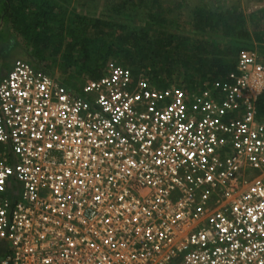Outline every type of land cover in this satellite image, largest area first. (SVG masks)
<instances>
[{"label":"built area","instance_id":"built-area-1","mask_svg":"<svg viewBox=\"0 0 264 264\" xmlns=\"http://www.w3.org/2000/svg\"><path fill=\"white\" fill-rule=\"evenodd\" d=\"M264 61L193 94L128 67L0 81V264H264Z\"/></svg>","mask_w":264,"mask_h":264},{"label":"rangeland","instance_id":"rangeland-1","mask_svg":"<svg viewBox=\"0 0 264 264\" xmlns=\"http://www.w3.org/2000/svg\"><path fill=\"white\" fill-rule=\"evenodd\" d=\"M1 1L2 0H0V9H2ZM25 1L26 0H11V17L0 21V81L10 70V65L6 63V60L8 59L11 63H14V61L18 59H26V61L32 65L38 66V68L45 70L67 85H74L77 88L92 80L94 76L93 73L90 74V72L95 67V64L92 63V65L89 64L85 66L83 62L77 61L82 59V53H71L75 55V57L71 60V58H67V54L70 56V52L67 50L63 49L58 55H56L52 47H49L45 50L44 60L39 63L41 66L37 63V57L31 59L32 45L27 44L26 39L20 33L19 25L17 24L19 20L17 19L18 14L16 13V8L19 9L22 2L25 3ZM51 1L55 2V9L53 10L56 14H58L57 18L64 16L67 26L72 30V32H75L77 36L84 38V36L93 37L96 35L94 26L92 27L88 23V20L91 17H82L85 21L79 22V17L72 13L71 1ZM113 1L121 3V0ZM232 3L238 4L239 13L244 17L242 24L243 34L241 39L225 40L224 37L218 38L217 42L220 43V45L214 41L213 45L207 46L210 47V50L213 52L216 49H219L220 53L217 51L218 56H228L230 59L235 61L237 60L238 54L241 50L256 51L260 59L264 61V0H231V4ZM27 19L32 22L34 20L31 14L27 15ZM120 21H122V17L118 15L115 22L116 24H120ZM162 23L163 25L166 24L164 22ZM82 28L86 30L81 31ZM161 29L162 30L159 31V34L162 37L170 34L167 31V28ZM199 33L201 32L183 31L181 32L182 37L174 42V46H176L181 40L183 45L180 46V50H175L171 54L167 55L165 54V48L163 49V54H160L158 47H152V54L146 55L145 60L141 61L140 57L142 58V55L136 54L137 52H135L134 55L131 53L132 57L128 58L126 56H130L128 55L130 51L127 47H125L123 51L115 47L113 48V56L107 58L105 61H96L101 67L100 75L107 71L108 68L114 66L128 67L136 74L137 80L150 87H174L182 92L193 94L200 89L212 85L217 80H222L216 79L215 77L211 80L200 79L198 78L200 74L194 70L197 68V62L195 60V56H193V53L196 51V46L201 43L203 39L213 41L214 38L211 35L201 38ZM258 36L260 37V40H257ZM205 44H207V42H205ZM78 49L79 48H77V50ZM94 56H96L95 53L91 55V57ZM202 56L207 57L208 55ZM149 58L152 61H148ZM78 72L80 74L83 73L81 76L84 79L76 78L72 80L71 76L77 74Z\"/></svg>","mask_w":264,"mask_h":264},{"label":"trees","instance_id":"trees-1","mask_svg":"<svg viewBox=\"0 0 264 264\" xmlns=\"http://www.w3.org/2000/svg\"><path fill=\"white\" fill-rule=\"evenodd\" d=\"M1 3L0 21H3L11 17L12 6L11 0H2ZM54 3L55 2L51 0H26L25 3L22 2L19 9L16 8V13L18 14L17 19L19 20L17 24L20 27V33L26 39L27 44L32 45V55L30 57L31 59L37 57L38 59L36 60L38 64L44 60L45 50L49 47H52L56 55L63 49L67 50L70 52V56L67 54V58L69 57L71 60L75 57V55L71 53H82V59L77 61L83 62L85 66L89 64L92 65V63L95 64L90 74L93 73V79H97L102 74L100 75L101 67L96 61H105L107 58L113 56V48L115 47L119 48L121 51L127 47L130 51L128 55H134L135 52H137L136 54L138 55L146 56L152 54V47H158L160 54H163L162 52L165 48V54L169 55L175 50H180V46L183 45V43L179 41V43L174 46V42L179 40L178 36L166 33L167 35L165 37H160L156 41L158 46H155L154 40L139 38L147 37V34L144 32L135 30L128 31L123 25L94 18H90L88 23L92 27L94 26L96 35L93 37L84 36V38H80V36H77L76 33L72 32L67 26L64 16L57 18L58 14L53 10L55 9ZM29 14L33 16V22L27 19V15ZM199 18V26L202 32L207 33L206 29H209L210 32L208 36L211 35L214 37L213 42H217L218 38H225V36L229 35L232 39H241L242 37L244 17L239 13L238 4L230 6L229 0H213L209 4L208 10L203 8L200 10ZM78 21L84 22L85 20L79 18ZM85 30L86 29L83 28L81 29V31ZM257 40H260L259 36ZM77 48L79 49L77 50ZM210 49L211 48L206 45L202 46V42L196 46V51L193 53L197 62L196 65L199 70L205 74V80H211L212 78L214 79V77L216 79H225L226 75L235 69L237 60L230 59L228 56L218 57V55ZM93 53H95L96 56L91 57ZM202 55H208L210 58H207L208 56L203 57ZM39 66L41 65L39 64ZM35 67L38 68V66ZM82 74L78 72L72 75L71 79L83 78L81 76ZM67 86L71 89L77 88L74 85ZM257 110L260 116H264V93L257 101Z\"/></svg>","mask_w":264,"mask_h":264},{"label":"crops","instance_id":"crops-1","mask_svg":"<svg viewBox=\"0 0 264 264\" xmlns=\"http://www.w3.org/2000/svg\"><path fill=\"white\" fill-rule=\"evenodd\" d=\"M70 1L72 3V13L75 16L79 18L89 16L105 22L116 23V17L119 15L122 17L120 25L125 26L128 31L135 30L146 33L147 37L139 38L154 40L155 46H157L156 41L160 37L163 38L159 34V31L162 30L161 28H167V31L171 35L178 36L179 39L182 37L181 32L183 31H200L201 33L199 34L201 38L207 37L210 32L209 29H206L207 33L202 32L199 26V12L202 8L208 10L209 4L213 0H121V3L113 0ZM229 5L232 6L234 3L231 4V0H229ZM162 22L166 24L163 25ZM225 40L234 39L229 35L225 36ZM201 42L202 46L213 45L212 40L203 39ZM205 42H207V44H205ZM218 45H220V43H218ZM217 51L220 53V50L216 49L214 51L218 55ZM126 57L131 58L132 55ZM218 57L222 56L220 55ZM207 58L210 57L208 56ZM141 60H145V56H142V58L140 57V61ZM6 61L11 69L14 63H11L9 59ZM148 61L152 60L149 58ZM194 70L200 74L198 78L204 79L205 74L199 70L198 66ZM134 76L135 78L137 77L135 73Z\"/></svg>","mask_w":264,"mask_h":264},{"label":"snow or ice","instance_id":"snow-or-ice-1","mask_svg":"<svg viewBox=\"0 0 264 264\" xmlns=\"http://www.w3.org/2000/svg\"><path fill=\"white\" fill-rule=\"evenodd\" d=\"M0 183H2V181H0Z\"/></svg>","mask_w":264,"mask_h":264}]
</instances>
